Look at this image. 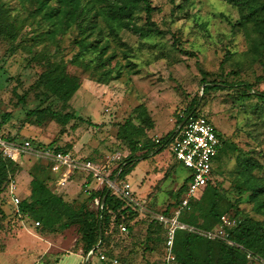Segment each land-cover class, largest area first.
I'll return each instance as SVG.
<instances>
[{
  "label": "rangeland",
  "instance_id": "rangeland-1",
  "mask_svg": "<svg viewBox=\"0 0 264 264\" xmlns=\"http://www.w3.org/2000/svg\"><path fill=\"white\" fill-rule=\"evenodd\" d=\"M5 1L23 28L16 40L0 39V121L6 113L11 114L1 131L18 141L30 140L37 150L59 146L99 165L103 183L86 172H77L70 182L73 187L67 190L78 196L75 206L85 203L96 209V203L88 199L95 188L87 183L92 180L96 179L91 185H96V189L106 186L114 192L109 180L117 178L120 164L131 152L120 135L124 123L140 125V113L147 112L154 127L145 129L153 142L172 130L177 131L178 118L194 103L196 113L206 114L226 141L213 163L212 182L223 194L221 207L230 225L245 216L264 224V208L258 210L246 183L248 161L256 163L251 170L253 176L264 178V100L253 94L256 90L264 91V42L254 22L241 24L240 6L226 0H151L157 8L153 20L166 33L140 36L135 29L143 28L146 32L148 28L143 9L124 20L125 25L118 27L117 32H112L111 24L104 18L110 0H92L94 10L102 13L97 19L104 41L110 43L105 57H113L105 67L110 68L109 74L100 81L101 71H95V63L90 64L88 71L83 65L70 63L79 50L74 42L76 25L51 37L46 33L50 24L45 20L39 24L43 15L34 11L35 0ZM84 57L89 60L94 54ZM54 61L68 62L69 72L81 79L80 89L68 104L35 85L47 65ZM204 78L217 80L216 83H251L253 89L249 95L236 87L204 93ZM47 106L76 117L65 126L52 114L46 115L42 125L27 119V111ZM126 130L132 140L142 138L135 136L131 127ZM145 141L142 138L140 142ZM18 161L22 169L15 175L20 198H25L35 183L30 174L35 167L41 168L38 173L52 190L64 189L59 184L60 174L51 170L48 158L32 152ZM135 162L128 178L118 176V182L128 181L132 185L144 210H139L128 231L109 232L103 249L108 256L116 257L119 264H157L163 252L162 231L155 228V239L148 241V226L157 214L169 208L173 210L169 215H173L179 208L185 193L180 197L177 194L191 171L175 158L171 145ZM37 221L32 218L23 224L14 214L10 197L0 192V251L10 240L21 238L18 230L21 228L28 234L23 239L31 240L28 244L33 245L35 238L31 235L43 233ZM50 238L62 253L83 244L77 225L52 231ZM9 252L10 255L0 252V264H12L11 258L16 253ZM31 252V256H24L23 264H57L50 255L40 257L37 255L42 252L37 255ZM15 258L18 260L19 256ZM91 258L84 264H104L97 253ZM249 264H264V260L251 257Z\"/></svg>",
  "mask_w": 264,
  "mask_h": 264
},
{
  "label": "trees",
  "instance_id": "trees-1",
  "mask_svg": "<svg viewBox=\"0 0 264 264\" xmlns=\"http://www.w3.org/2000/svg\"><path fill=\"white\" fill-rule=\"evenodd\" d=\"M37 2L35 12L42 14V20L50 24V28L46 33L54 37L59 31H65L68 28L76 25L77 35L74 42L78 45L79 50L73 55L70 63L83 65L85 71H88L90 64L95 63V71H101L100 81L105 75L109 74L110 68H105L109 64L112 56H106L109 48V42L104 41L103 29L98 22V16L102 13L99 10H94L92 0L84 3L83 0H35ZM55 1V3H54ZM109 1V0H108ZM242 9L243 24L254 22L256 29L261 33V42H264V0H226ZM143 9L146 13L147 31L143 28L135 29L140 33V36H145L147 33L164 35L166 32L161 29L153 20V13L156 7L153 6L151 0H110L108 8L105 11V20L111 24L112 32H117L118 27H122L124 20L129 19L137 10ZM23 24L18 22L16 16L12 14L11 8L5 0H0V39L6 37L16 40L19 37ZM94 54V58L85 59V55ZM120 73V71H119ZM93 74V71H92ZM217 80L203 79L204 93L211 90H223L226 88H234L241 90L244 95H249L253 86L246 82H227L216 83ZM35 85L44 89L45 93L58 97L64 104H68L75 93L81 87V79L78 75L70 73L68 70V62L54 61L47 65ZM258 98L264 100V91L258 90L253 93ZM194 103H191L184 116L177 120V131L172 130L158 140L151 142L147 135L145 126L149 129L154 127V121L147 112H141L142 120L140 125L126 122L121 126V138L124 143L129 145L131 152L120 164V178L127 177L136 162L140 159H147L150 155H156L161 152L167 145H171L174 141L180 125L190 115L202 114L196 113ZM47 114H52L63 126H65L74 116L70 112L61 113L60 111L51 110L48 106L45 108H36L27 111V119L33 120L36 124L42 125ZM9 113L2 116L0 121V134L5 135L1 131L3 125L10 121ZM206 115V114H204ZM207 116V115H206ZM35 118V119H33ZM213 123V121L207 116ZM131 127L135 136H142L146 139L144 144H141L142 138L128 136V129ZM219 137L222 141V146L225 145V138L218 128H216ZM9 140H17L15 136L5 135ZM48 147L52 144H48ZM54 150L67 151L59 146L52 147ZM87 159V158H86ZM19 161H12L4 155L0 148V192L7 195V188L11 178H16V173L22 168ZM35 167V166H34ZM256 167V163L247 162L249 170L246 178V183L251 189V197L253 201H257L258 210L264 208V178H256L251 170ZM119 168V169H120ZM41 168L35 167L30 171V174L35 178V183L32 186L30 193L22 198L21 208L27 213L30 218H34L40 222L43 233L51 234L52 231L65 230L74 225L79 226L81 234L82 246L75 250H82L85 260L88 262L92 258L87 259L89 252L95 249V254L99 251L106 253L103 245L106 243L109 232L113 233L116 229H121V224H126L129 228L131 222H136V217L139 213V208L124 197L112 192L106 186L102 188H93L89 200L95 202L98 198L100 205L96 204V209L89 208L85 203L75 206L78 196L71 195L67 190L70 188L68 183L73 182L77 172L76 170L70 176L67 185L60 192H55L49 186L47 180L42 178L38 171ZM215 171V169H214ZM118 172V170H117ZM214 173V172H213ZM213 179V178H212ZM191 175L183 182L178 191V197L187 192ZM85 185V184H84ZM73 186V185H72ZM223 194L220 189L214 185L212 180L206 186L203 194L200 197H192L189 204L180 214V220L196 226L205 231H211L218 225L223 223L222 217L225 216V211L221 207ZM182 201V200H181ZM181 201L179 203H181ZM179 205V204H178ZM256 207V208H257ZM173 212L169 208L163 211V214L169 215ZM162 231V248L164 245L165 225L153 219L148 226L147 240H154V229ZM228 239L233 242L229 244L219 238H209L207 236L179 229L175 237V253L176 264H249L251 257L264 260V224L262 221L254 219L250 216L240 218L234 225H226ZM98 246L97 248H95ZM107 254V253H106ZM162 256V254H161ZM105 264V263H104ZM157 264H162L161 258Z\"/></svg>",
  "mask_w": 264,
  "mask_h": 264
},
{
  "label": "built area",
  "instance_id": "built-area-1",
  "mask_svg": "<svg viewBox=\"0 0 264 264\" xmlns=\"http://www.w3.org/2000/svg\"><path fill=\"white\" fill-rule=\"evenodd\" d=\"M184 114H181L183 117ZM0 148L5 156L9 159L18 161L22 155L32 154L37 152L39 156L48 158L51 161V170L60 174L59 184L64 186L72 173L76 170L86 172L88 175H93L97 181L103 183L102 173L99 165L91 160H86L76 157L70 150H54L48 148L44 150H37L30 140H9L7 136L0 134ZM222 148V141L216 130L215 125L204 114H194L185 118V122L180 125L178 134L171 143V149L175 158L190 169L191 180L185 198L182 199L179 208H177L173 215L157 214L155 218L165 225L164 245L161 256L162 264H176L175 253V237L179 229L195 232L209 238H219L229 244H233L228 239L226 225H230V220L226 216L222 217L223 223L211 231L202 230L196 226L189 225L180 220V214L184 208L189 204L192 197H200L206 186L213 178L214 166L213 163L219 155ZM120 168V166H119ZM117 178L113 181L109 180V186L115 193L124 197L133 205L137 206L140 211H143V205L135 198L134 192L128 181L118 182V176L121 168L118 170ZM90 183V182H87ZM90 187V186H89ZM7 195L14 204V214L24 224L30 216L23 212L21 208L22 198L18 195V184L16 178H11ZM95 203L100 205L98 198ZM40 225V222H36ZM122 231H128L127 225L121 224ZM98 258L105 264H119L116 257H110L105 252L99 251ZM95 255V249H92L87 259Z\"/></svg>",
  "mask_w": 264,
  "mask_h": 264
},
{
  "label": "crops",
  "instance_id": "crops-1",
  "mask_svg": "<svg viewBox=\"0 0 264 264\" xmlns=\"http://www.w3.org/2000/svg\"><path fill=\"white\" fill-rule=\"evenodd\" d=\"M154 157V156H153ZM156 170V169H155ZM153 171V170H152ZM151 172V171H150ZM128 178V176H127ZM95 180H92L90 182V187H95L91 186ZM71 183H68V185ZM95 184V183H94ZM66 185V184H65ZM101 185V184H99ZM131 185V184H130ZM98 186V184H97ZM73 186L70 185V188ZM132 188V185H131ZM19 230V235L21 238H14L13 240H10L8 244H6V247L4 250H1L0 252H4L5 254L8 253L10 255V252L16 253L14 257L11 258V263L12 264H23V259L25 255H32L31 251H34L35 255H37L39 252H42V254H38L37 256L42 257H47L48 255L51 256V258L55 259L57 261V264H82L84 261V255L82 253V250H70L69 252L62 253V251L58 250L59 248H55V243L52 242L51 240V234L48 233H34L33 236L35 239L33 240V245H31L30 241H25L23 237H25L27 232L24 229H18ZM28 242H30L28 244ZM14 246V250H9L10 247ZM31 255H30V254ZM19 256V259L17 260L15 257ZM30 258V257H29Z\"/></svg>",
  "mask_w": 264,
  "mask_h": 264
},
{
  "label": "water",
  "instance_id": "water-1",
  "mask_svg": "<svg viewBox=\"0 0 264 264\" xmlns=\"http://www.w3.org/2000/svg\"><path fill=\"white\" fill-rule=\"evenodd\" d=\"M185 122V120L182 122V124ZM98 246H96L95 248H97Z\"/></svg>",
  "mask_w": 264,
  "mask_h": 264
}]
</instances>
